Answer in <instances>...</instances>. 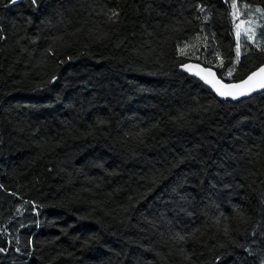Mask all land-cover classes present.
Here are the masks:
<instances>
[{"label": "trees", "instance_id": "1", "mask_svg": "<svg viewBox=\"0 0 264 264\" xmlns=\"http://www.w3.org/2000/svg\"><path fill=\"white\" fill-rule=\"evenodd\" d=\"M231 3L0 0V264H187L177 232L195 264H260L264 95L220 100L179 69L193 46L231 66L241 21L236 75L264 64V0L235 21Z\"/></svg>", "mask_w": 264, "mask_h": 264}, {"label": "snow or ice", "instance_id": "2", "mask_svg": "<svg viewBox=\"0 0 264 264\" xmlns=\"http://www.w3.org/2000/svg\"><path fill=\"white\" fill-rule=\"evenodd\" d=\"M21 2V0H8V5H15L17 3ZM29 2L32 5H38L40 3V0H29ZM231 7L233 9V19L235 21L236 17L239 14V8H238V4H237V0H232L231 3ZM245 8L248 9L249 14L252 13V10L250 9V7L245 4L244 5ZM197 10L200 13L205 12V8L201 5H197ZM255 13H260L261 17L264 18V10H262L261 8H256ZM107 17H108V23L115 25L118 21H119V17H120V12L118 10L112 9L109 10V12L107 13ZM204 21L208 20V16H204L203 17ZM245 23V21H241V24ZM247 23H254V21H248ZM241 24H236V35H237V39H238V43H237V48H236V58L235 60H230L228 63L231 66H226L224 60L220 59L219 63H213L212 60L208 59L206 56L204 57V59L201 60V56L197 55V52L200 51V49L198 47L193 46V51L190 54V58H194L197 61H200V63H196V64H181V68L184 69L185 71H189L191 74L197 76L200 80L203 81V83L207 86H209L213 92H215V94L217 96H219L222 100L224 101H239L241 100L242 97H253V94H260V95H264V64L260 65L259 67H257L254 71H251L249 73H247L244 77H239L236 74L238 72H240L242 69L239 68L238 66L241 64L240 61V47H241V41H240V27ZM77 31H80V29H77ZM246 31L251 32L252 29H247ZM93 39L96 42H100L106 39H109V35L108 33H102L100 32L99 29H96L94 31L90 30L89 33ZM251 38V37H250ZM5 39V36L0 34V40ZM56 39L58 40H63V37H57ZM197 40L200 39L199 36L196 37ZM205 41H207V37L203 38ZM189 44H185L184 47L179 48V52L182 56H189V53L186 51V49L189 47ZM259 47V46H258ZM207 50V45H205V51ZM260 50L264 51V48H261ZM47 55L52 56L55 55V50L50 46L47 50ZM216 57L217 59H219V52H216ZM73 57L69 56L67 59L71 60ZM61 64L65 63V60H61L59 61ZM203 65V66H202ZM227 68L226 72H222L219 77L217 76V73L215 71H213V68ZM193 69H196V71H192ZM225 77L228 80H235L238 82H232V83H225L224 79ZM57 77L55 75H53L51 77L50 80H48L46 83L47 84H52L56 81ZM183 119V118H181ZM184 126V125H181ZM155 127V125H154ZM150 130H142L141 132L137 133V138L138 141L140 143H143V137L144 135L147 134V132ZM3 186L0 185V188H2ZM13 195H15V193H13ZM262 197V202H264V193L261 194ZM25 203H29L28 201H25ZM36 205L33 204V208H35ZM21 209L18 208L17 212H20ZM217 224L220 223V218H217ZM39 223V222H37ZM224 234L227 236L229 234V229L227 227H225L224 229ZM196 233L192 232L189 233L187 235L185 234H181L179 232H177L175 234V236L172 237V239L174 241H176V243L178 245H180V247L178 248V251L183 255V260L187 262V264H195V261L193 260V255L194 253H188L184 250L183 248V243H185L189 238L195 237ZM94 239V237H90L88 240L85 241V244L91 243L92 240ZM231 243L235 244L238 247H242L244 248V245L238 244V242L231 240ZM29 244H31V241H29ZM221 247H225V245H221ZM249 256H253L255 255L254 251L251 248H245L244 249ZM7 249L6 248H2L0 247V252H6ZM17 251H20V249L18 248ZM29 255H31V253H29ZM218 260L220 259L219 257L217 258ZM260 264H264V255H261L260 257Z\"/></svg>", "mask_w": 264, "mask_h": 264}, {"label": "water", "instance_id": "3", "mask_svg": "<svg viewBox=\"0 0 264 264\" xmlns=\"http://www.w3.org/2000/svg\"><path fill=\"white\" fill-rule=\"evenodd\" d=\"M185 64H196V62H187V63H185ZM203 66V65H202ZM179 69L182 71V72H184L186 75H188V76H190V77H193V78H195V79H197L199 82H201L207 89H209L218 99H220V100H222L219 96H217L216 94H215V92H213L212 91V89L209 87V86H207V85H205L204 83H203V81L202 80H200L197 76H195V75H193V74H191L189 71H185L184 69H182L181 68V66L179 67ZM193 72L194 71H196V69H193L192 70ZM213 71H215L214 69H213ZM216 72V71H215ZM218 76V75H217ZM219 77V76H218ZM225 83H232V82H226V81H224ZM236 82H238V81H236ZM253 95H257V94H253ZM248 98H250V97H242L241 98V100H244V99H248ZM241 100H239V101H241ZM230 102H238V101H232V100H229Z\"/></svg>", "mask_w": 264, "mask_h": 264}]
</instances>
